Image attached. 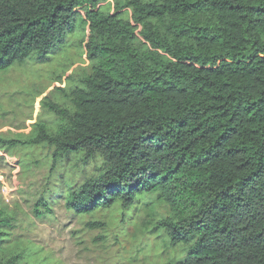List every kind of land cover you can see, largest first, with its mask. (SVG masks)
Masks as SVG:
<instances>
[{
	"label": "trees",
	"instance_id": "1",
	"mask_svg": "<svg viewBox=\"0 0 264 264\" xmlns=\"http://www.w3.org/2000/svg\"><path fill=\"white\" fill-rule=\"evenodd\" d=\"M103 1L0 0V71L47 61L78 28L90 62L62 101L42 99L54 120L0 137L50 149L64 173L34 214L48 191L76 214L143 196L166 208L143 230L183 244L168 264H264V0ZM14 221L0 206V264L24 255Z\"/></svg>",
	"mask_w": 264,
	"mask_h": 264
},
{
	"label": "rangeland",
	"instance_id": "2",
	"mask_svg": "<svg viewBox=\"0 0 264 264\" xmlns=\"http://www.w3.org/2000/svg\"><path fill=\"white\" fill-rule=\"evenodd\" d=\"M116 1L104 0L102 10L113 11ZM131 13L132 8L124 10L125 16ZM84 37L78 28L47 61L31 57L0 71V137L29 135L35 122L54 120L41 101L46 96L62 101L57 87L74 86L88 69ZM50 158L48 148H0V206L15 215L18 243L14 246L24 249L20 264H168L183 256L182 243L171 244L162 235L143 230L150 218L147 213L166 212L159 201L149 204L143 196L128 209L115 203L94 213L76 214L67 209L63 196L51 199L48 191L45 197L51 212L35 215V204L46 183L63 178L60 169H50ZM66 188L64 185L62 191ZM91 220H101L104 225L92 227L87 224Z\"/></svg>",
	"mask_w": 264,
	"mask_h": 264
}]
</instances>
